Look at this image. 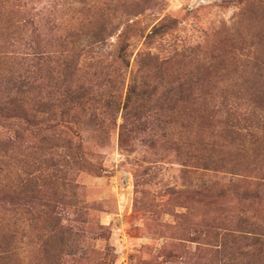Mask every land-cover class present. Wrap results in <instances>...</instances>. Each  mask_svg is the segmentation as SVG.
I'll list each match as a JSON object with an SVG mask.
<instances>
[{"label":"trees","instance_id":"16d2710c","mask_svg":"<svg viewBox=\"0 0 264 264\" xmlns=\"http://www.w3.org/2000/svg\"><path fill=\"white\" fill-rule=\"evenodd\" d=\"M99 1L94 16L65 25L43 12L34 14L24 0H0V264H18L16 227L21 224L22 233L27 228L33 200L50 211L51 204L41 197L48 186L57 181L73 192L78 184L69 170L93 173L97 168L86 151L91 146L78 140L86 120L91 122L89 133L101 144L117 130L119 148L125 152H133L138 143L161 146L165 159L171 156L186 166L197 155L185 151H203L205 170L223 169L230 175L229 184L215 196L239 205L208 219L203 264H264V170L254 174L250 168H229L227 160L213 158L218 148L214 141L220 140V150L232 156L257 155L254 145L264 143V85L258 84L264 80L261 0H241L239 27L230 35L232 45L248 42L249 49L234 61L236 81L224 73V58H211L210 64L217 61L222 66L221 87L200 66L206 59L205 46L168 58L142 49L129 52L133 37L145 44L156 37L164 18L149 33L147 27L130 23L155 0ZM119 8L120 17L129 18L122 22L116 50L110 53L107 45L120 31L111 14ZM85 35L90 40L78 46ZM191 59L200 65L186 66ZM195 126L200 142L192 136ZM33 138L35 146L30 145ZM14 159L21 169L16 180L11 170ZM210 187L205 184V192ZM13 197L21 204L16 209ZM57 230L72 227L57 219L50 232Z\"/></svg>","mask_w":264,"mask_h":264},{"label":"rangeland","instance_id":"374dc122","mask_svg":"<svg viewBox=\"0 0 264 264\" xmlns=\"http://www.w3.org/2000/svg\"><path fill=\"white\" fill-rule=\"evenodd\" d=\"M24 1L34 14L43 12L45 17L51 16L65 25H75L91 14L94 16L98 10L96 5L100 3L99 0ZM261 5L264 6V0ZM242 7L241 0H155L150 9L131 17L130 23L148 28L149 33L152 26L164 18L156 37L148 44L138 36L133 37L129 41V52L142 49L168 58L175 52L189 54L194 47L205 46L206 59L199 58L201 65L191 59L186 61V66L200 65L207 69L210 79L221 87L224 73L236 81L237 75L232 72L234 61L249 54L248 42L232 45L229 41L239 27ZM122 14V8L111 14L112 23L120 31L107 45L105 51L110 53L116 50L118 35L125 24L122 22L129 18L120 17ZM248 31L250 35L255 34L254 30ZM89 40V36H82L78 46L84 47ZM212 56L218 61L223 58L227 61L224 73L217 61L210 64ZM258 84L264 85L263 78ZM117 122L120 124V117ZM81 125L78 140L91 146L86 151L97 168L93 173L70 169V178L78 184L73 192L57 181L48 186L41 197L51 204L50 211H44L38 200L30 203L33 208L26 216L27 228L22 233V225L16 227L19 232L16 245L21 251L15 257L18 264H203L208 219L214 212L219 215L222 210H237L239 206L236 200L215 196L229 184L230 175L224 174L223 169L205 170L203 151H185L186 155L196 154L197 157L183 166L170 155L165 159V147L143 146L137 142L133 152H125L119 148L117 130L109 132L101 144L98 136L89 133L90 120ZM198 128L193 127L192 136L200 142L202 136L197 133ZM214 143L218 147L214 160L225 159L229 168L234 165L250 168L254 174L264 170V143L254 145L259 150L257 155L234 156L220 150V140ZM35 144L33 138L30 145ZM11 170L16 180L21 175L16 159L12 161ZM207 183L211 186L208 193L204 189ZM12 201L15 209L21 206L16 197ZM56 218L72 230L50 232L57 224ZM168 252L175 257H167Z\"/></svg>","mask_w":264,"mask_h":264}]
</instances>
